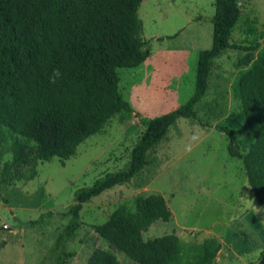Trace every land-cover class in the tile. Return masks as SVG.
Here are the masks:
<instances>
[{
  "label": "rangeland",
  "instance_id": "1",
  "mask_svg": "<svg viewBox=\"0 0 264 264\" xmlns=\"http://www.w3.org/2000/svg\"><path fill=\"white\" fill-rule=\"evenodd\" d=\"M214 1L140 0L136 17L146 56L135 68L115 70L117 91L131 111L114 112L66 158L34 159L35 145L28 142L20 177L0 182V264H87L95 248L110 251L119 264H138L93 226L118 205L132 211L135 196L148 194H160L170 216L151 222L143 239L174 232L185 252L212 237L219 242L212 264H264V208L253 200L240 158L229 155L227 139L214 128L238 110L231 85L246 67L239 60L264 49V0H235L228 42L240 47L211 58L195 118H177L128 181L89 197L76 218L67 213L79 189L127 168L149 120L190 98L197 53L212 41ZM235 132L242 148L246 137L239 126ZM10 140L6 133L0 144V172L12 160ZM46 211L52 214L39 224L17 225Z\"/></svg>",
  "mask_w": 264,
  "mask_h": 264
},
{
  "label": "trees",
  "instance_id": "2",
  "mask_svg": "<svg viewBox=\"0 0 264 264\" xmlns=\"http://www.w3.org/2000/svg\"><path fill=\"white\" fill-rule=\"evenodd\" d=\"M139 2L0 0V144L8 133L12 152L11 162L2 166L1 183L20 177L18 166L29 141L35 145L34 159L66 158L114 112L131 111L117 91L115 70L135 68L146 56L136 17ZM235 8V0L214 1L211 45L197 53L195 88L187 102L149 120L130 151L127 168L79 189L67 213L76 218L89 197L128 181L177 118H195L193 106L207 87L211 58L225 48L240 47L228 42V15ZM239 61L246 67L237 71L231 85L238 110L214 128L227 139L229 155L240 158L253 200L264 208V49L256 55L247 52ZM53 69L62 74L56 83L49 82ZM238 126L247 142L242 148ZM51 214L46 211L17 225L39 224ZM169 216L160 194L137 195L132 211L118 205L93 228L111 248L138 264H212L219 249L215 238H205L185 252L174 232L142 238L141 231L151 222ZM87 264L119 262L110 251L95 248Z\"/></svg>",
  "mask_w": 264,
  "mask_h": 264
},
{
  "label": "clouds",
  "instance_id": "3",
  "mask_svg": "<svg viewBox=\"0 0 264 264\" xmlns=\"http://www.w3.org/2000/svg\"><path fill=\"white\" fill-rule=\"evenodd\" d=\"M61 72L59 69H53L52 73L49 76L50 83H56L61 78Z\"/></svg>",
  "mask_w": 264,
  "mask_h": 264
},
{
  "label": "crops",
  "instance_id": "4",
  "mask_svg": "<svg viewBox=\"0 0 264 264\" xmlns=\"http://www.w3.org/2000/svg\"><path fill=\"white\" fill-rule=\"evenodd\" d=\"M152 37H153V39H155V38H157L158 36H156V35H153Z\"/></svg>",
  "mask_w": 264,
  "mask_h": 264
}]
</instances>
